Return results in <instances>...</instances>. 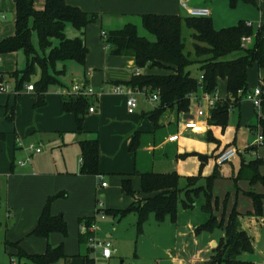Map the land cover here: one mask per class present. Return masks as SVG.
I'll return each instance as SVG.
<instances>
[{
	"label": "crops",
	"instance_id": "crops-1",
	"mask_svg": "<svg viewBox=\"0 0 264 264\" xmlns=\"http://www.w3.org/2000/svg\"><path fill=\"white\" fill-rule=\"evenodd\" d=\"M47 1L34 0V6L38 10L43 9ZM64 1L83 12L98 15L97 22L89 25L83 36L88 49L83 68L87 75L84 84H91L98 91L92 100L96 98L100 109H96L89 101L95 112L88 113L84 133L80 134L76 117L64 110L65 95L60 90L46 92L42 96V105H37L41 98L38 89H24L19 98L12 93L0 92V136L7 143L14 138L10 144L11 151L2 146L0 150V179H3L0 186L6 189L8 217L4 246L10 259H23L25 264L27 260L19 258L20 252L42 255L49 246L56 248L63 245L67 258L58 264H85L86 257L99 264L100 261L92 257L82 230L83 226H88L86 220L94 217L97 195L101 194V198L105 199V210H126L135 204L136 198L123 194V180H130L139 197L148 199L154 194L142 192L140 175L175 172L181 177L182 188L187 185V178L200 176L199 185L205 186L207 179L218 173L212 186L210 211L203 210L207 205L204 193L195 198L191 208L182 205V193L174 221L167 217L163 222H158L154 214H151L139 230L136 212L123 217L107 214L105 220L94 219L93 222L98 224L97 236L113 245L114 254L106 260L108 264H125L123 259L130 255L129 248L134 249L146 237L150 239L154 251H161L165 256L164 259H158L156 264H210L215 249L225 237V227L233 212L238 213L241 230L252 240V252L244 253L240 258L254 264H264V183L254 180L255 174L264 178V143L261 146L257 144L259 136L263 135L259 122L262 111L259 112L251 101L242 99L231 108L228 123L223 127L210 125L209 119H199L196 116L197 106L193 103L187 113L176 109L166 111L156 126L149 118L154 108L145 97L139 98L137 110L130 114L126 97L113 90L117 85L129 86L128 83L138 70L139 74L145 76L168 75L170 71L157 68L140 70L134 58L111 55L103 38L104 32L120 30L128 24L135 25L141 36L144 15L186 17L183 1L191 7H209L213 17L217 0ZM261 20L258 29L264 28V13ZM15 21L14 0H0V42L15 34ZM232 26L235 25L223 28ZM67 35L69 38L81 36L73 27L67 31ZM0 56H3L0 64L5 67L0 70L12 77L6 81L9 84L14 82L16 87V78L13 76L16 70L7 69L13 62L10 61L13 53ZM218 83L224 89V96L220 98L224 100L228 96L226 82L219 80ZM262 83V72L256 65L251 67L248 70L247 92H252ZM62 88L68 90L67 87ZM22 89L16 87L17 92ZM217 93L219 95V90ZM105 116L108 120L103 134L102 127L97 124ZM193 119L199 121V127L187 129L185 123ZM30 136L36 138V147L41 149L40 153L29 154L17 143L19 139L27 142ZM95 138H98L100 148L99 175H81L80 143ZM135 138L139 145L136 151V148L133 149ZM229 148L238 150L237 157L228 164L218 166L217 157ZM197 155L205 158L203 166ZM28 158L30 161H27ZM255 160L263 161L256 171L249 165ZM22 162L25 165H21ZM99 176L109 177L112 185L107 184L102 188ZM251 192L262 196L260 215L255 212ZM60 193H65L66 197L52 203L51 213L53 216L64 217L68 235L65 237L53 233L48 239L31 236L48 198ZM211 216L223 222V227L213 231H199ZM126 219H129V226L123 224ZM137 251L136 248L134 257H138V263L133 264H147L143 257L137 255Z\"/></svg>",
	"mask_w": 264,
	"mask_h": 264
},
{
	"label": "trees",
	"instance_id": "trees-1",
	"mask_svg": "<svg viewBox=\"0 0 264 264\" xmlns=\"http://www.w3.org/2000/svg\"><path fill=\"white\" fill-rule=\"evenodd\" d=\"M239 1L251 2L252 0H229L231 7H235ZM16 5L15 34L0 42V55L23 51L26 55V68L24 71H16L17 89H22L29 82L30 77L36 73L39 67L42 75L34 86L41 94L37 105H42L43 95L51 85L62 86L59 77L64 74L65 64L69 61L82 66L86 63L88 49L84 40L86 28L97 22L98 15L83 12L79 8L69 6L64 0H48L43 9H36L34 0H14ZM144 29L155 37L150 41L138 33L135 25L128 24L120 30L106 33L105 42L114 56H129L135 59L138 69H159L170 71L168 75H142L136 74L129 86L146 89L151 93H159L160 104L150 113L149 118L158 126V121L163 114L171 109L187 113L191 107L192 94L206 92L213 94L218 90V81L226 82L228 96L220 101L211 111L210 125L225 127L229 120L231 108L243 99L239 95L248 90V70L257 66L262 72L264 81V28L254 29L248 27L245 22L235 26L217 30L213 20L209 18H193L182 16L144 15L142 17ZM68 26L79 31L81 36L69 38ZM191 30L192 43L187 44L184 30ZM36 33L39 47L44 56L39 55L33 44V34ZM252 37L251 44H243V39ZM55 42H58L55 45ZM49 54L46 55V51ZM236 58L232 56L237 55ZM62 64L59 70L58 65ZM197 66L198 76H194L190 68ZM52 71V72H51ZM203 77L202 81L200 78ZM264 89V87H263ZM89 98L65 96L64 110L72 113L78 123V132L83 134V124L89 113ZM262 117L259 118L264 135V95L262 96ZM138 144L137 138L133 143V149ZM82 153L81 175H99L100 148L98 138L85 140L80 143ZM204 165L205 158L197 155ZM262 160L250 162L254 171ZM142 192L147 195L154 194L148 199H141L131 185L130 180H123L122 192L125 195L136 198L135 204L126 210H105L106 214H119L121 217L131 212L138 214V229L141 230L151 214H154L158 222H163L167 217L174 221L177 216L180 196L184 193L182 205L191 208L195 198L202 193L207 198V205L203 207L210 211L211 192L214 180L218 173L207 179L206 185H200L190 189V183H199V177L187 178V185L180 186L181 177L177 173H144L141 174ZM264 183V178L254 175ZM194 194V197L192 196ZM254 200L255 212L262 213V196L251 192ZM65 193L49 197L41 214L37 227L31 236L48 239L53 233L68 235L67 223L62 215L53 216L52 203L65 198ZM94 220L88 218L86 225ZM223 222L217 218H211L203 224L199 231H213L223 227ZM91 234L86 233L83 239L89 240ZM91 251V249H89ZM252 240L250 236L240 228L239 215L233 212L225 227V237L215 249L210 264H254L244 261L240 257L244 253L252 252ZM19 258H25V264H58L67 256L63 245L56 248L48 247L42 255H27L22 252ZM85 264H97L94 259L86 257Z\"/></svg>",
	"mask_w": 264,
	"mask_h": 264
},
{
	"label": "rangeland",
	"instance_id": "rangeland-1",
	"mask_svg": "<svg viewBox=\"0 0 264 264\" xmlns=\"http://www.w3.org/2000/svg\"><path fill=\"white\" fill-rule=\"evenodd\" d=\"M263 13H264V1H261V0H252L251 2L239 1L235 7H231L229 0H217L215 2V10L213 12V17H211V18H213L212 19L213 24L217 29H221L223 27H227V26H231V25H236L240 22L252 23V24L254 23V29H258L259 23L262 21L261 19H262ZM9 20H11V15L9 16ZM69 29H72V27L68 26L67 31ZM192 33L193 32L191 30H188V29L184 30V37L187 41V44L192 43V38H191ZM142 34H145L144 37H146L149 40H152V41L155 40V37L153 35H151L150 33H148L145 29H142L141 36H143ZM33 44L35 46V49L39 53V55L44 56L43 51H41V49L39 47V42H38V38H37L36 33L33 34ZM57 44H58V42H55V45H57ZM45 54L48 55L49 51L47 50ZM13 55H14L13 58H11V60H10V61L13 60V62L10 63L9 68H7V67L6 68L7 69L11 68V69L16 70V71H24L26 68V64H27L25 53L23 51H18L16 53H13ZM237 56H238V54L232 56V58H236ZM0 58L3 59V56H0ZM6 60H8V59H6ZM2 67L5 68L3 64H0V69H2ZM58 68H59V70H61L62 64L58 65ZM63 69L65 70V72L63 75H61L59 77V80L61 81L62 86L51 85L47 92H49V91L56 92L57 90H60L62 93V90H63L62 87H67L68 89H72L73 86L77 83L78 84H84L85 83V79H86L87 75H85L84 68L82 65H80L76 62H73V61H69L65 64V67H63ZM190 70L192 71V74L194 76L199 75L198 74L199 72H198L196 65L192 66L190 68ZM0 74H4V73L0 70ZM6 75H8V74H4V76H3L4 80L12 78V77L6 76ZM41 75H42V72H41L40 68L37 67L36 73L30 77L29 82L26 83V85L24 86V88L20 92L16 91V87H14L15 86L14 82L9 84L11 87L10 92L12 93V95L14 97H18L19 95L23 94V90L26 89V86L29 85L30 83L35 86L36 83L40 80ZM88 78H89V76H88ZM89 86L91 88H93V90L95 92H98L93 85L90 84ZM219 87H220V89H219ZM218 90H219L220 98H222L224 96L223 95L224 89L220 85V83H218ZM94 99L95 100H92V97H90L89 101L91 102V104H94L96 109H100V107L98 106V101L96 100V98H94ZM13 103H14V101H13ZM87 115H86V117H87ZM86 117H85V120L87 119ZM106 120H108L107 116H105L99 123L97 122L98 123L97 125L99 127H102L103 134L105 133L104 131H105V127H106V124H105ZM84 123H85V121H84ZM83 130H84V124H83ZM106 135H108V134H106ZM31 137L32 136H30V138L27 142L24 139H19L17 141V143L20 144L21 146H23L24 150H27V148L30 145L34 144L36 146L38 144L35 142L36 138L33 137V139H32ZM2 141H3V139L0 136V150H1V146H2V148H4V147L7 148V151H9V150L11 151V145L10 144H12V141L14 142V138H13V140H9V143H7L6 141H3V142ZM4 142H6V143H4ZM138 146L139 145L137 144L135 151L137 150ZM5 151H6V149H5ZM1 152L2 151H0V156L2 154ZM27 152L29 154H31V152H29V151H27ZM0 165H2L1 160H0ZM2 180L3 179H0V185H2V183H3ZM102 181L106 182L109 185H112L111 179L109 177L104 178L102 176ZM187 186H189V184ZM198 186H200L199 183H197V184L196 183H190L189 188L195 189ZM101 196H102L101 194L97 195V197H98L97 201H101L103 203V206H104L103 201H105V199H102ZM192 196L194 197V194H192ZM5 200H6V189L3 186H0V264H11V259L9 257V254L5 251V246H4L5 234H6V228H7L6 224L8 221L7 207L5 204ZM104 208H105V206H104ZM123 224H124V226H126V225L129 226V219L124 220ZM97 228H98V224H97ZM97 232H98V230H97ZM97 232L95 233L94 236L98 241H102V242L107 241L104 238L98 237ZM147 232H149V229ZM134 246H135V244H134ZM136 248L138 250L137 255L140 257H143L147 264H156L159 261L158 259H164L165 258V256L161 253V251L159 253L154 251L150 239L146 237L145 239H141L139 244H137L134 249H132V248H129V250L127 249L131 253H130V255L124 256L123 260L125 261V264L138 263V257L137 256L134 257V253L136 252ZM124 250L127 251L126 248H124ZM139 251H140V253H139ZM90 253L92 254V257H94L96 260L100 261L99 264H108V261L102 259L99 250H96V251L91 250ZM18 261L20 262V264H24V262H25L23 259L21 261L18 259Z\"/></svg>",
	"mask_w": 264,
	"mask_h": 264
},
{
	"label": "built area",
	"instance_id": "built-area-1",
	"mask_svg": "<svg viewBox=\"0 0 264 264\" xmlns=\"http://www.w3.org/2000/svg\"><path fill=\"white\" fill-rule=\"evenodd\" d=\"M264 1V0H261ZM182 7L186 10L187 15L189 17L193 18H209L212 15V11L209 7H191L188 6L185 1L182 2ZM248 27H253L252 23H246ZM107 35L104 32L103 38L106 39ZM253 38L252 37H246L243 39V44H251ZM1 62V59H0ZM139 70L137 71V74ZM4 74H0V92L4 94H10V85L9 82L4 80L3 78ZM203 77L200 78L202 81ZM264 83L261 84V86L254 89L252 92L243 93L242 91L239 92V95L242 96L243 99H247L253 103L255 108L259 112L262 110V96L264 95ZM28 91H34L35 87L34 85H28L26 87ZM61 92V91H60ZM114 93L119 95H124L126 97V105L128 112L130 114L134 113L138 106H139V98L141 96L145 97L146 101L155 109L160 104V95L159 93H151L146 89H139L134 88L132 86H123V85H117L114 87L113 90ZM62 94L65 96H73V97H85L90 98L93 96H96V92L91 88L89 85L86 84H75L72 89L62 90ZM191 98V104L195 103L197 106L196 110V116L199 119H210L211 118V111L216 108V105L222 101L220 99L217 92L213 94H209L206 92H200V94H192L190 96ZM95 108L90 107L89 113H94ZM185 127L187 129H196L199 127V121L198 120H190L185 123ZM264 143V136L260 135L257 141L258 145H263ZM27 151L31 153H40L41 149L37 148L34 144L30 145L27 148ZM238 155V150L236 148H229L222 152L216 159L218 166H223L225 164L230 163L234 158H236ZM27 161H30V158H28ZM21 165H25V162H22ZM99 180H101V187L105 188L107 186L106 182L102 181V176H99ZM107 217V214L105 212V208L103 206V203L101 201H97V206L94 214V219L97 220H105ZM92 222L89 226H83L82 230L83 233H90L91 236L88 240L89 248L92 251L99 250L101 257L105 260H109L113 257L114 250L113 245L110 241H98L95 238V233L97 232V222ZM11 264H20L17 258H11Z\"/></svg>",
	"mask_w": 264,
	"mask_h": 264
}]
</instances>
